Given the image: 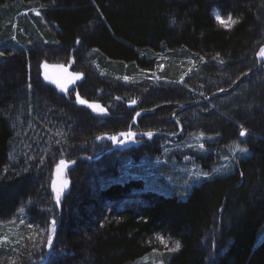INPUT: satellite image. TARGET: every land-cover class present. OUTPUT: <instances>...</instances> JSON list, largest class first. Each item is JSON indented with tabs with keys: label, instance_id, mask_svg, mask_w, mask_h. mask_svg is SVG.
I'll use <instances>...</instances> for the list:
<instances>
[{
	"label": "trees",
	"instance_id": "1",
	"mask_svg": "<svg viewBox=\"0 0 264 264\" xmlns=\"http://www.w3.org/2000/svg\"><path fill=\"white\" fill-rule=\"evenodd\" d=\"M32 6L46 24L33 16L37 24L22 23L13 37L14 17ZM214 7L228 11V27L213 18ZM0 38L19 51L0 58V216L20 214L28 222L19 242L0 248V264H40L48 255L44 264H135L147 258L264 264V114L258 127L244 107L214 114L215 136L225 148L239 140L240 128L263 136L249 143L251 154L230 172L187 192L168 191L162 180L137 169L145 156L163 155L166 136L121 154L93 150L127 130L138 112L141 132L170 122L176 127L183 124L176 116L189 95L211 98L258 76L264 0H0ZM44 61L81 74L76 91L68 95L47 84ZM162 64L168 82L188 73L183 86L145 81ZM101 92L123 100L103 121L77 103V96L102 102ZM62 160L75 165L57 203L52 180ZM127 161L136 167L135 177L120 176ZM160 236L179 248L157 251Z\"/></svg>",
	"mask_w": 264,
	"mask_h": 264
},
{
	"label": "rangeland",
	"instance_id": "2",
	"mask_svg": "<svg viewBox=\"0 0 264 264\" xmlns=\"http://www.w3.org/2000/svg\"><path fill=\"white\" fill-rule=\"evenodd\" d=\"M37 12L40 13L39 9L35 8L34 6L28 8L25 11L19 12V14L14 17L11 23L12 36L16 37L15 34L19 30V27H22V23H24L28 27L35 26V24L37 23L36 21L32 20L33 16L37 17L42 24H46V21L43 19V17H41V14L39 16L36 15ZM211 14L213 18H215L217 23H219L217 21V16L222 17L226 21L229 17H231L230 15H228V11L224 12L218 7H214ZM7 40V38H0V53H3L0 58L2 59L8 55H15L19 52L18 50H15L7 42ZM14 40H16V38H14ZM262 49H264V46L262 47ZM260 52L261 50L259 51L258 57L260 64H262V67H258V70H256L258 71L259 77H253V80H251L252 82L243 81L240 85L238 84L232 91H229L227 93L226 91L217 92L211 98H204L205 96L197 95L196 93H193V96L189 95V98L186 99V104L178 110V114L176 116L177 119L183 121V124L180 123L178 126L175 127V125H172L171 122H168L169 125L163 126L161 129L141 132L138 129L137 121L142 114L141 112H138L139 115H137L138 113L135 115L131 125L128 127L127 130L120 131L119 133L115 134L110 139H107L105 143L99 145L98 148L97 145L93 144V150L98 149L106 152H118V154H121L125 150L136 147L142 142L153 140L157 137L166 136L164 137L165 139L161 140L160 142L164 149L163 155L160 157L145 156L138 162L139 164L137 166V169L141 170L144 174H146L143 176H152V180H162L165 184L168 185V191L186 190L187 192V190L190 189L193 185L199 184L203 180L212 178L217 175H221L226 172H230L233 168V165H237V162L240 159L248 157L251 154L248 147L249 143H252L253 139H259V137L263 135H256L255 133H252L251 131L245 128H240L241 130H244L246 132V135L244 137H241L239 135V140L237 142H234L225 148L223 146V143L219 141L218 136H215L217 130L214 127V114L220 115L222 114V111L224 109L239 110L244 107L245 110L243 108V111L245 112V114L248 115L247 119L250 120L251 126H260L261 121L258 120V117L264 114V82L263 84H259L260 86L256 85V81H258L259 78L262 79V77H264V57L260 56ZM163 57L164 56H160L161 60L163 59ZM45 62H47L50 66L63 65L50 63L49 61H44L43 63ZM10 63H12L11 65H13V62ZM163 64L161 66L160 71L145 74V81L153 82L154 86L162 88H170L175 84H180L181 86H183V82L186 80L188 73L183 72V76L177 82H168L165 77H162V74L165 71V66ZM65 67L68 68L69 73H73L70 70L69 66ZM189 70L190 68H188L187 71ZM43 71L44 70L42 68V74ZM51 74L56 78H67L66 74L54 69L51 70ZM129 80L130 78H128L126 81ZM79 81L80 79L76 80L74 84L70 83L68 85L69 91L67 92L61 91V89H59L58 87H56V85L52 84L49 81H46V83L54 86L60 92L71 95L76 91L75 89ZM4 87L5 86H1L0 92L5 91ZM188 90L191 91L190 88H188ZM259 91H261V93H259ZM254 95H256L255 97L262 96V99H252L251 96ZM99 96L100 99H102V102L94 101L81 104L77 99V103L88 107L98 119L103 121L104 119L109 117V109L116 111L120 107L119 102L123 100L117 99L118 101H112L111 97H109L110 95L104 92H101ZM103 98H108L105 100L106 103L103 102ZM89 105H97V107L92 108L89 107ZM130 106L132 105L128 102L127 107ZM129 132L133 134L130 137L127 135V133ZM164 132L172 133H170V135H167ZM149 133L151 135H149ZM113 137H115V139H112ZM220 153L221 156L219 157ZM74 165L75 162H65L64 166L61 167L59 163L55 167L52 180V192L56 200L57 195L56 192L53 190V186L55 185L57 188H62L60 194L61 201L65 193H67L68 191V171ZM134 168L136 167L131 162H122V166L119 172L120 176L135 177L136 175L133 173ZM65 182H67L66 187L64 186ZM145 187L147 189H156L150 187L149 182L145 183ZM8 193L11 194L10 191ZM14 193H16L15 190L12 191V194ZM101 206L102 203L99 201L97 204V209L100 210L99 208H101ZM27 228L28 222L24 217L20 216V214L17 216L16 214L10 215L7 213L4 216L1 215L0 248L8 246L10 244L15 245L17 242H19L20 236L22 235V231ZM55 232L56 227L55 231H51L50 234L52 236V243L55 237ZM161 238H163V242ZM177 244L178 243L174 240L171 242L169 238L160 236L158 238V244L156 245V249L157 251H164L165 249L170 248L169 251H175L179 248L177 247ZM52 247V244L49 245V253L53 252ZM46 260L44 259L42 262H40V264H44ZM135 264L165 263H163L162 261L153 260V258H147Z\"/></svg>",
	"mask_w": 264,
	"mask_h": 264
},
{
	"label": "snow or ice",
	"instance_id": "3",
	"mask_svg": "<svg viewBox=\"0 0 264 264\" xmlns=\"http://www.w3.org/2000/svg\"><path fill=\"white\" fill-rule=\"evenodd\" d=\"M37 16L40 15L39 12L36 13ZM217 21L219 23H221L222 25H224L225 27H228L230 25V23H232L233 21L231 20V17L228 18V20H224L222 17L220 16H217ZM3 53H0V56H2ZM260 56L264 57V49H261V52H260ZM40 67L43 68V77H44V80L45 81H49L51 82L52 84L56 85V87H58L59 89H61V91H64V92H67L69 91V88H68V85L70 83L74 84L76 80H79L81 78V74L79 73H69L68 72V68H66L64 65H54V66H50L47 62L43 63L42 65H40ZM57 70L61 73H64L66 74L67 78L66 79H60V78H56L55 76H53L51 74V70ZM125 80L128 79V77H124ZM77 99L79 101V103L81 104H85L86 101L84 100H79V96H77ZM133 103H135V101H133ZM89 107H92V108H96L97 105H89ZM139 115V113L137 114ZM127 135L130 137L132 136L133 134L131 132L127 133ZM149 135H151L149 133ZM239 135L241 137H244L246 135V132L244 130H241ZM112 139H115V137H113ZM65 162L62 160L60 162V165L61 167L64 166ZM65 187L67 186V182H65ZM53 190L56 192V195H57V203L60 202V194H61V191H62V188H57L55 185L53 186ZM55 225H56V221L53 220L52 221V231L54 232L55 231ZM162 242H163V238H161ZM48 244L51 245L52 244V236L49 235L48 236ZM177 247H179V244H177Z\"/></svg>",
	"mask_w": 264,
	"mask_h": 264
}]
</instances>
